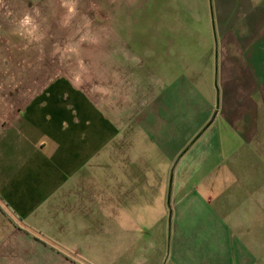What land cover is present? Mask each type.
<instances>
[{
	"label": "crops",
	"instance_id": "0c3cea01",
	"mask_svg": "<svg viewBox=\"0 0 264 264\" xmlns=\"http://www.w3.org/2000/svg\"><path fill=\"white\" fill-rule=\"evenodd\" d=\"M179 3L197 36L101 40L99 100L1 70L0 264H264V0H211L214 36Z\"/></svg>",
	"mask_w": 264,
	"mask_h": 264
},
{
	"label": "rangeland",
	"instance_id": "374dc122",
	"mask_svg": "<svg viewBox=\"0 0 264 264\" xmlns=\"http://www.w3.org/2000/svg\"><path fill=\"white\" fill-rule=\"evenodd\" d=\"M210 3L208 0V21L214 36ZM25 16L32 23L21 27ZM185 20L179 0H0V85L1 70L8 66L12 87L44 86L57 76L62 79V75H69L79 84L91 80L88 86L99 100L102 95L97 86L98 68L103 38L115 32L119 47H123L122 39L131 38L166 37L178 39L179 43L189 37L185 32L196 36L201 33L194 21ZM184 23L191 28L185 30ZM170 63L173 70L177 61ZM105 68H110L109 63L107 67L101 66L108 76ZM18 95L19 92L12 93L11 100L18 101ZM107 96L109 101L110 94Z\"/></svg>",
	"mask_w": 264,
	"mask_h": 264
},
{
	"label": "clouds",
	"instance_id": "9594fccd",
	"mask_svg": "<svg viewBox=\"0 0 264 264\" xmlns=\"http://www.w3.org/2000/svg\"><path fill=\"white\" fill-rule=\"evenodd\" d=\"M31 23H32L31 18L28 17V16H25V17L20 21V26H21V27H24V26L29 25V24H31Z\"/></svg>",
	"mask_w": 264,
	"mask_h": 264
}]
</instances>
